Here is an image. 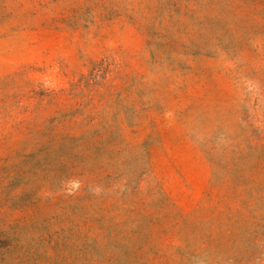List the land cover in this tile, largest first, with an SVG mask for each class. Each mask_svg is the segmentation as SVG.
Listing matches in <instances>:
<instances>
[{
	"label": "rangeland",
	"instance_id": "obj_1",
	"mask_svg": "<svg viewBox=\"0 0 264 264\" xmlns=\"http://www.w3.org/2000/svg\"><path fill=\"white\" fill-rule=\"evenodd\" d=\"M0 264H264V0H0Z\"/></svg>",
	"mask_w": 264,
	"mask_h": 264
}]
</instances>
